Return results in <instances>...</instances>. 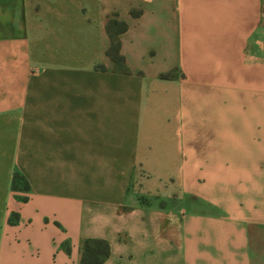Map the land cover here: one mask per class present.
Here are the masks:
<instances>
[{"label":"crops","instance_id":"1","mask_svg":"<svg viewBox=\"0 0 264 264\" xmlns=\"http://www.w3.org/2000/svg\"><path fill=\"white\" fill-rule=\"evenodd\" d=\"M87 240L264 264V0H0V264Z\"/></svg>","mask_w":264,"mask_h":264},{"label":"trees","instance_id":"2","mask_svg":"<svg viewBox=\"0 0 264 264\" xmlns=\"http://www.w3.org/2000/svg\"><path fill=\"white\" fill-rule=\"evenodd\" d=\"M108 33L111 36V44L106 51V54L117 64L122 62V57L119 54V42L116 38L117 31L111 30V26L108 25ZM15 178H18V174H15ZM101 245L102 248L96 249L93 245ZM108 245L101 240H87L84 246L83 252V264H100L102 257L108 254Z\"/></svg>","mask_w":264,"mask_h":264},{"label":"rangeland","instance_id":"3","mask_svg":"<svg viewBox=\"0 0 264 264\" xmlns=\"http://www.w3.org/2000/svg\"><path fill=\"white\" fill-rule=\"evenodd\" d=\"M14 184H15V186H21L22 188H24L25 187V181L22 179V177L18 174V178H15V180H14ZM147 198V197H146ZM145 199V198H144ZM94 246V248H96V249H100V248H102V246L101 245H97V244H95V245H93Z\"/></svg>","mask_w":264,"mask_h":264}]
</instances>
